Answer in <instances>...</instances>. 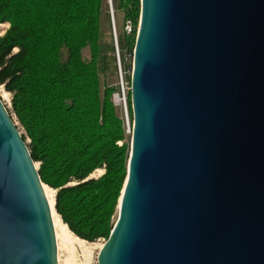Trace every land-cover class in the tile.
Segmentation results:
<instances>
[{
    "label": "water",
    "instance_id": "1",
    "mask_svg": "<svg viewBox=\"0 0 264 264\" xmlns=\"http://www.w3.org/2000/svg\"><path fill=\"white\" fill-rule=\"evenodd\" d=\"M126 178L96 264H264V0H140ZM0 99V264H58Z\"/></svg>",
    "mask_w": 264,
    "mask_h": 264
},
{
    "label": "trees",
    "instance_id": "2",
    "mask_svg": "<svg viewBox=\"0 0 264 264\" xmlns=\"http://www.w3.org/2000/svg\"><path fill=\"white\" fill-rule=\"evenodd\" d=\"M113 12L137 26L139 0H115ZM104 0H0V86L27 138L54 210L73 235L93 243L109 237L126 178L129 148L101 91L99 25ZM136 30L124 42L133 53ZM123 48V47H122ZM118 45L120 65L124 58ZM128 84L130 83V77ZM130 87V85H129ZM130 111V95L126 97ZM127 112V113H128ZM96 170L102 175L90 178Z\"/></svg>",
    "mask_w": 264,
    "mask_h": 264
},
{
    "label": "rangeland",
    "instance_id": "3",
    "mask_svg": "<svg viewBox=\"0 0 264 264\" xmlns=\"http://www.w3.org/2000/svg\"><path fill=\"white\" fill-rule=\"evenodd\" d=\"M140 2V0H139ZM112 8H116L115 0H111ZM140 15V14H139ZM124 12L122 10H117L114 13V19H111L109 16V5L107 0H104L103 9L100 17V25H99V45H100V61H99V78L101 84V91H104L105 88H115V92L111 96V103L115 108L116 115L122 122L123 129V140L117 142L116 144L120 146L122 143H125L128 148H130V139L131 135L126 134L125 124L132 123V117L127 111V101H126V109L122 105H118L117 100H113L115 94L119 93V80H120V72L118 67V58H117V49L118 45L121 50V57L124 58L123 63L120 65L121 74L124 83H127L128 87V77L131 75L132 71V58L133 53H130L129 48L126 47L124 39L126 36L123 34V23L126 20L124 18ZM139 22V19H138ZM113 23L115 26V30H113ZM134 31L137 30V26L131 21ZM7 25L1 24L0 26V37L4 34ZM119 52V50H118ZM119 54V53H118ZM120 63V58H119ZM3 92H5L3 86H0V99L3 96ZM6 93V92H5ZM127 97V95H126ZM11 94L6 93V97L1 101H3V105L9 112L10 116L13 119L16 127L18 128L21 135H24L23 129L20 127L16 117L13 114L11 107ZM131 111V109H130ZM128 112V113H127ZM26 145L29 144V140L25 139ZM37 168L39 164H36ZM103 173V171H102ZM102 174L99 172H93L90 178L97 179ZM44 185V184H43ZM47 186V185H44ZM48 187V186H47ZM49 188V187H48ZM51 189V188H50ZM55 195V194H54ZM51 193H49V198L51 197ZM116 213V212H115ZM57 214V213H56ZM58 215V214H57ZM59 216V215H58ZM115 216V214H114ZM113 216V218H114ZM112 218V221H113ZM65 232L60 228H57V261L58 264H96V257L98 251L100 250V246L105 242L104 239L96 240L93 243L89 242H80L73 235H69V238H65ZM89 254V255H88Z\"/></svg>",
    "mask_w": 264,
    "mask_h": 264
},
{
    "label": "built area",
    "instance_id": "4",
    "mask_svg": "<svg viewBox=\"0 0 264 264\" xmlns=\"http://www.w3.org/2000/svg\"><path fill=\"white\" fill-rule=\"evenodd\" d=\"M107 3L109 5V16L111 17V19H114V12H113V8L111 5V0H107ZM113 30H115V26L113 23ZM123 34L125 36H129L133 33L134 29L132 26V23L130 20L126 19L123 23ZM137 32V30H136ZM118 49H117V60H118V67H119V72H120V80H119V93L115 94L113 97V100H117L118 101V105H123L124 108L126 109V95L129 93V87L127 85V83H124L123 78H122V74H121V69H120V63H119V54H118ZM125 130H126V134L127 135H131V130H132V123H126L125 124Z\"/></svg>",
    "mask_w": 264,
    "mask_h": 264
},
{
    "label": "bare ground",
    "instance_id": "5",
    "mask_svg": "<svg viewBox=\"0 0 264 264\" xmlns=\"http://www.w3.org/2000/svg\"><path fill=\"white\" fill-rule=\"evenodd\" d=\"M1 26V25H0ZM4 97H6V93L3 92V96L1 97V99L3 100ZM3 102V101H2ZM36 168H37V165L35 164ZM95 172H100L102 174V171L101 170H96ZM92 176V175H91ZM43 190H44V193H45V196L48 200V203H49V206H50V210H51V218H52V222H53V228H54V232H55V237H56V242H58V237H57V228H60L62 231L65 232V238H69V235H73L71 233V231L68 229V227L63 224V222L61 221L60 217L56 214L55 210H54V194H55V191H53L52 189L48 188L47 186H44L43 185ZM49 193H51V197L49 198ZM77 240H79L80 242H85L79 238H77L75 235H73ZM102 248V245L100 246V249ZM58 253V251H57ZM89 255V254H88Z\"/></svg>",
    "mask_w": 264,
    "mask_h": 264
}]
</instances>
